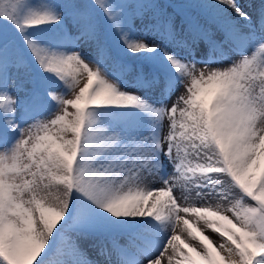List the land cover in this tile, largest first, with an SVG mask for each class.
<instances>
[{
  "label": "snow or ice",
  "instance_id": "obj_1",
  "mask_svg": "<svg viewBox=\"0 0 264 264\" xmlns=\"http://www.w3.org/2000/svg\"><path fill=\"white\" fill-rule=\"evenodd\" d=\"M0 264H264V0H0Z\"/></svg>",
  "mask_w": 264,
  "mask_h": 264
},
{
  "label": "rangeland",
  "instance_id": "obj_2",
  "mask_svg": "<svg viewBox=\"0 0 264 264\" xmlns=\"http://www.w3.org/2000/svg\"><path fill=\"white\" fill-rule=\"evenodd\" d=\"M85 2H87V0H85ZM161 2L162 3H164V2H168V0H161ZM256 2L258 3L259 2V0H256ZM15 94V93H14ZM175 97H173V99H174ZM214 239H217L218 240V238L217 237H213ZM88 253H89V258H91V259H98V257L96 256V254L94 253V252H92L91 250H88Z\"/></svg>",
  "mask_w": 264,
  "mask_h": 264
}]
</instances>
